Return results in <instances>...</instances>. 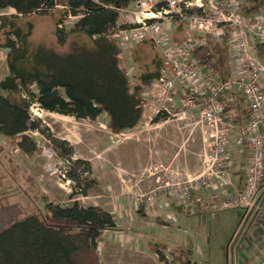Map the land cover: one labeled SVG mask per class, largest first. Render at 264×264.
Wrapping results in <instances>:
<instances>
[{
  "label": "trees",
  "instance_id": "obj_1",
  "mask_svg": "<svg viewBox=\"0 0 264 264\" xmlns=\"http://www.w3.org/2000/svg\"><path fill=\"white\" fill-rule=\"evenodd\" d=\"M139 1L0 0V48L8 49V74L0 80V135L15 150L28 157L39 151L29 134L43 132L42 122L33 117L35 103L51 113L93 122L106 115L115 134L140 127L144 93L159 78L164 60L154 47L151 63L133 76L124 61L125 50L114 38L119 27L129 26L121 23L122 10H135ZM242 1L246 14L264 12V0ZM9 10L14 12L2 14ZM55 11L60 12L58 43L68 46L62 52L31 40L34 23L29 17ZM70 17L76 21L68 27L65 22ZM206 41L198 55L209 53L204 60L207 69L228 78L232 67L228 34L223 43L211 36ZM256 52L264 58V44H258ZM241 113L247 115L248 108L236 104L226 108L231 122H243ZM56 151L69 163L66 176L74 183L72 202L63 205L50 199L42 213L25 215L0 230V264H102L100 243L109 230L118 227L117 219L108 208L84 205L77 199L88 196L97 184L91 178V162L74 159V148L65 142ZM158 246L155 252L161 264H175L180 258L170 261L163 251L168 244Z\"/></svg>",
  "mask_w": 264,
  "mask_h": 264
},
{
  "label": "rangeland",
  "instance_id": "obj_2",
  "mask_svg": "<svg viewBox=\"0 0 264 264\" xmlns=\"http://www.w3.org/2000/svg\"><path fill=\"white\" fill-rule=\"evenodd\" d=\"M13 12L9 10L2 14ZM59 16L60 12L55 11L29 17L34 23L31 37L34 44L42 43L61 52L67 50L68 46H61L56 35ZM75 21V17H70L65 24L70 27ZM178 25L186 34L185 25ZM132 49L133 53L129 56L127 54L131 49L125 50L124 61L134 76L151 63L156 49L146 42ZM7 74L6 54L0 48V79ZM133 81L136 79L133 78ZM32 113L43 125V132H29L39 148L33 157L15 150L9 140L0 135V230L25 215L42 213L46 201L50 199L63 205L72 202L69 196L74 183L66 176L69 163L56 151L65 142L74 148V159L91 162V178L97 180L88 196L80 195L77 199L84 205L108 208L118 222V227L109 230L101 240L102 264H161L155 252L156 248H160L159 243L168 244L163 251L170 261L177 256L181 258L175 260V264L234 263L235 255L231 248L228 253V244L239 224L236 212L218 213V220L212 221L211 215L188 214L184 207L179 208L181 204L178 200L174 201L163 193L158 194L150 205L141 207L137 204L140 193L150 192L159 185L157 178L160 172L152 171L155 167L175 171L172 159L161 161L156 153L163 148L167 151L166 155L170 152L171 156L178 149L175 145V121L151 127L143 123L135 133L122 135L111 131L106 115L93 122L48 112L37 103L33 104ZM243 126L244 123H235L231 139L236 140L242 135ZM199 135L193 149L187 152L188 159L180 163L184 170L188 169L191 178L198 177L206 166L201 133ZM150 154L153 156H148ZM142 157L144 160L140 161ZM237 158L235 151L234 160ZM185 173L180 172V175L186 177L188 174ZM241 173L243 181L244 170ZM161 200L166 206H161ZM261 201H264V181L260 185L257 206ZM257 206L248 214L241 210L244 221L256 215ZM231 214L234 216L231 217ZM243 223V228H247V223ZM261 235L263 241H259L262 243L258 247L259 252L264 248V234Z\"/></svg>",
  "mask_w": 264,
  "mask_h": 264
},
{
  "label": "built area",
  "instance_id": "obj_3",
  "mask_svg": "<svg viewBox=\"0 0 264 264\" xmlns=\"http://www.w3.org/2000/svg\"><path fill=\"white\" fill-rule=\"evenodd\" d=\"M243 7L242 0H140L135 10H122L126 17L122 24L129 26L114 34L122 48L148 40L164 60L159 78L144 93L141 124L175 121L199 128L206 165L194 178L155 167L159 185L140 193L138 205H150L163 193L178 200L190 215L233 210L248 214L257 206L264 181V58L257 55L256 46L264 44V12L248 15ZM174 23L186 27L179 40L172 35ZM227 34L232 67L230 76L223 78L207 69L204 60L210 54L199 56L198 51L206 37L223 43ZM232 104L249 110L241 113L244 126L236 140L231 139L235 122L226 117ZM239 148L249 154L243 188L235 185L232 174L233 153Z\"/></svg>",
  "mask_w": 264,
  "mask_h": 264
},
{
  "label": "crops",
  "instance_id": "obj_4",
  "mask_svg": "<svg viewBox=\"0 0 264 264\" xmlns=\"http://www.w3.org/2000/svg\"><path fill=\"white\" fill-rule=\"evenodd\" d=\"M126 17L122 16L121 18V23L125 21ZM124 20V21H123ZM172 35L175 40H179L184 37V29L175 24V26H172ZM5 51L6 57L8 54V49H2ZM133 49L129 50L128 56L133 53ZM6 76V75H5ZM2 79V78H1ZM0 79V80H1ZM166 121H160L156 123L155 125L161 126L165 124ZM175 145L178 146V149H175V154H172L170 156V152L167 154V151L162 149H159L156 151L157 154H159L158 158L161 161H169L172 159L173 162H175V171L176 172H182L185 174L190 175V172L187 170H184L182 166H180V163H182L184 160L188 159V151L190 149H193L195 146L196 138L200 134V131L198 128L194 127L188 122H175ZM138 130L135 129L129 133H121L122 135H127V134H133ZM200 136V135H199ZM238 154L237 160H234V168H233V181L235 185L238 188H243L245 185V179H246V167L248 164L249 160V154L248 151L246 150H241L240 148L236 150ZM152 154V153H151ZM148 155V156H153V155ZM145 157V156H144ZM144 157L140 159V161L144 160ZM233 158H234V153H233ZM174 165V164H173ZM242 170H244V179L243 181L240 179L242 175ZM189 172V173H188ZM207 197H212L211 192L206 193ZM162 198V197H160ZM162 203L161 206H166L164 203V200H161ZM259 210H257L256 215L248 221H244V216H242V211L241 210H233L229 211L231 212H236L239 217V224L237 225L236 231L231 239V241L228 244V253L230 251V248L234 252L233 254L235 255V259L233 260V264H264V248L259 252L258 247H260V239L263 241L262 235L264 234V201L259 202ZM263 213V214H262ZM234 215L231 214V217ZM260 217V218H259ZM218 218L217 216L212 217V221H217ZM236 220V218H235ZM247 223V228H243L244 223ZM262 224V226H261ZM258 225V228H257ZM259 227H262L259 229ZM249 234V235H248ZM102 257V256H101ZM102 260V259H101Z\"/></svg>",
  "mask_w": 264,
  "mask_h": 264
}]
</instances>
